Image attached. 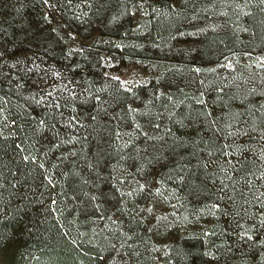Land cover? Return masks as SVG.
<instances>
[{
    "label": "trees",
    "instance_id": "obj_1",
    "mask_svg": "<svg viewBox=\"0 0 264 264\" xmlns=\"http://www.w3.org/2000/svg\"><path fill=\"white\" fill-rule=\"evenodd\" d=\"M135 1L0 0V139L15 144L0 169V264H264V0H140L159 10L143 34ZM178 28L198 45L174 47ZM97 34L165 61L161 129L128 131L133 107L159 97L106 76ZM120 169L145 171L197 224L162 263ZM47 204L60 229L44 239L28 225Z\"/></svg>",
    "mask_w": 264,
    "mask_h": 264
},
{
    "label": "rangeland",
    "instance_id": "obj_2",
    "mask_svg": "<svg viewBox=\"0 0 264 264\" xmlns=\"http://www.w3.org/2000/svg\"><path fill=\"white\" fill-rule=\"evenodd\" d=\"M158 11L155 8L153 12H147L140 0L133 2L132 23L134 31L143 34L148 16H156ZM184 18L186 15L185 17L182 16V20ZM91 40L103 50L105 74L111 81H116L118 85L126 89L139 87L137 91L141 93V96L137 98L138 101H143L146 97L144 93L146 88L152 96L159 97L151 107L147 108V106L141 105L143 102L133 107L128 131L133 132V128L151 129L153 131L161 129L165 124L164 110L171 102L170 87L168 88L161 80L166 70L165 61H161L158 56H147L146 51L149 46L141 45L138 39L134 37L121 40L97 34ZM172 40L174 47L181 44L191 50L198 45L195 36L181 31V28L176 29ZM124 46L127 48L124 49ZM135 48H145L146 51L134 50ZM192 72L189 71V75L186 73L188 81L192 79ZM188 86L191 87L190 90L196 88L194 83L188 84ZM14 148L15 144L11 138L0 139V169L11 156ZM113 173V177H120L119 185L121 188L139 187L141 195L137 200V211L142 224L140 231L142 244L145 245L147 252L154 254L157 260L160 259L158 263L160 261L162 263L161 257H165L167 244L171 240L187 234V232L195 231L197 224L181 217L183 216L181 207L174 203L175 199L171 192L166 187L161 186L156 179L150 178L145 171L137 173V171L120 169L114 170ZM59 229L52 208L48 204L33 213L28 225V231L31 234L44 239L55 236Z\"/></svg>",
    "mask_w": 264,
    "mask_h": 264
}]
</instances>
